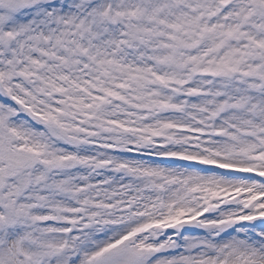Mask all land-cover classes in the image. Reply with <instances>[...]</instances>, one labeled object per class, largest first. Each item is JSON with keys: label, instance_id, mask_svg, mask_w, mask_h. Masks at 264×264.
Returning a JSON list of instances; mask_svg holds the SVG:
<instances>
[{"label": "snow or ice", "instance_id": "snow-or-ice-1", "mask_svg": "<svg viewBox=\"0 0 264 264\" xmlns=\"http://www.w3.org/2000/svg\"><path fill=\"white\" fill-rule=\"evenodd\" d=\"M0 264H264V0H0Z\"/></svg>", "mask_w": 264, "mask_h": 264}]
</instances>
